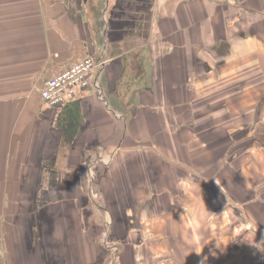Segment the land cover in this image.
Segmentation results:
<instances>
[{
  "label": "crops",
  "instance_id": "0c3cea01",
  "mask_svg": "<svg viewBox=\"0 0 264 264\" xmlns=\"http://www.w3.org/2000/svg\"><path fill=\"white\" fill-rule=\"evenodd\" d=\"M263 10L264 0H0V264H90L94 220L81 211L84 189L98 195V184L88 188L78 171L89 158L119 160L104 208L117 264H264V251L234 247L239 225L225 234L247 205L190 172L192 116L208 113V96L223 99L255 74L263 86L245 113L264 97ZM84 57L101 61L90 85L44 104V81ZM247 157L262 162L264 152ZM261 215L249 216L259 233Z\"/></svg>",
  "mask_w": 264,
  "mask_h": 264
},
{
  "label": "rangeland",
  "instance_id": "374dc122",
  "mask_svg": "<svg viewBox=\"0 0 264 264\" xmlns=\"http://www.w3.org/2000/svg\"><path fill=\"white\" fill-rule=\"evenodd\" d=\"M240 12L246 15L244 17L245 20L253 19V15L249 10L242 7ZM263 12L264 10L259 13L256 12L255 14L261 15ZM256 27L259 26H255V28ZM262 86L261 80L254 74L251 78L249 77L247 81L242 80L238 85L234 84L232 87H228L229 90H224V93H221V97H224L223 99L216 98V93H212L208 96L207 102H205V104L208 103V113L194 114L192 116V118L197 117L199 119L200 125L197 127V133L194 135L196 141H193L191 146L193 158L197 157L198 161L193 163V167L190 169L191 181L197 183L196 185L216 188L219 191L225 189V191L222 192L224 198H230L228 201H238L240 204L245 203L244 205H247L243 207L244 209L241 207L242 210L240 209L238 217L235 216L234 212H227V214H234L235 217L233 222L231 220L230 223L227 224L225 234L231 233L232 224L239 225L242 231L237 235L238 241L234 240V247L246 251L254 249L258 252L264 251V243L253 244V241L249 242L248 240H251L250 236L254 234H262L264 236V231L259 233V229L253 227L252 221H250L249 226V219L251 215L260 219L262 212H264V209L260 212L255 209V204L259 206V204L264 203V171L260 170L264 167V159L262 158L263 161L261 162L259 158H249L247 156L251 154V152L252 155L253 153L258 155L259 152H264V114L262 112L264 97L257 101L258 104H256L254 108L256 113L252 115L245 113L248 109L245 107L247 105L244 102L251 100L253 92L258 93V90L261 89ZM248 89L250 92H247ZM225 96H228L230 114L225 112V110H227L225 104L227 98H225ZM205 100L206 99L197 100L193 105L195 108H198V106L204 104ZM221 102L224 103L222 106L223 109L221 108ZM237 105L239 106L240 113L233 114L231 108ZM221 110H223V113H220ZM216 111H218V113H214ZM241 122H245L244 125L241 124ZM222 124L224 129L226 126H231L232 128L229 130L226 129L227 131L221 130ZM244 135L246 137L242 138ZM233 140H238V142H234ZM239 152L242 153L240 158H234L236 153ZM178 154H180V152H178ZM200 155L204 156V158H199ZM114 159L115 158H89L79 170L77 169L85 181V186H88V188L91 187L92 181L98 184V195L87 194L84 189L86 197L83 203L84 207H82L81 211L86 214V220L87 217H89L88 214H90V220H94L93 224L92 221L90 223V234L93 233V235H95L96 247L95 249H91V255L93 256L90 259V264H117L118 262L116 257L119 253L120 246L112 240L113 236H111L112 234L108 226L112 217L109 216V212L104 210L106 207L105 205L112 204L116 198L113 194V188L109 185L110 180H108L110 170L115 169L119 165V160L117 161V159ZM127 159L131 160L132 158ZM254 161H256L255 170L254 166L249 169ZM144 163L147 164V170L149 171H155L157 169L155 168L157 163L151 164L150 158H144ZM218 165L223 167L217 170ZM197 166H199L200 173ZM46 169L48 172V168ZM181 170L182 171L179 172L181 176H184V171L183 169ZM34 173H36V171ZM175 174L178 175L177 172ZM43 175H45L44 172ZM45 177L43 176L41 180L43 186ZM42 185L40 186L42 187ZM31 186V180H27L28 192H30ZM227 192L230 194L226 196ZM56 197H59V195L53 196V198ZM28 198L29 196L27 195V199ZM261 228L264 229V227ZM230 246H232V244H230ZM193 249H195V246H193ZM257 259L260 261V258Z\"/></svg>",
  "mask_w": 264,
  "mask_h": 264
},
{
  "label": "built area",
  "instance_id": "2783aa9c",
  "mask_svg": "<svg viewBox=\"0 0 264 264\" xmlns=\"http://www.w3.org/2000/svg\"><path fill=\"white\" fill-rule=\"evenodd\" d=\"M100 64L92 57H84L47 78L39 90L41 100L49 107L61 105L77 90L90 85L91 75Z\"/></svg>",
  "mask_w": 264,
  "mask_h": 264
}]
</instances>
